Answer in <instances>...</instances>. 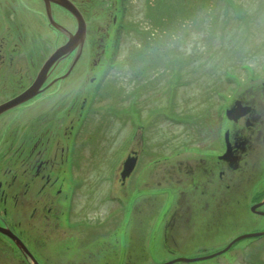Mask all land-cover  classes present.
Segmentation results:
<instances>
[{
    "label": "flooded vegetation",
    "instance_id": "af4514ba",
    "mask_svg": "<svg viewBox=\"0 0 264 264\" xmlns=\"http://www.w3.org/2000/svg\"><path fill=\"white\" fill-rule=\"evenodd\" d=\"M132 4L133 0H0V264H33L20 242L44 264L30 243H39L46 252V245L59 238L70 243L78 239L80 225L89 217V212H81L88 204L79 191L84 180L77 168L78 125L91 112L95 90L108 78V70L119 65V36L129 26ZM98 68L102 70L95 72ZM246 92L220 95L219 119L212 124L218 130L204 128L197 145H183L175 156L183 154L185 160L172 159L164 170L156 161L154 195L166 196L170 212L151 214L160 213L166 244L175 243V235L191 220L195 229L202 223L211 226L227 200L238 195L246 199L252 217L264 219L254 213H264V202L251 209L264 200V174L258 169L264 162V105L256 104L259 95ZM233 107L231 118L247 107L249 113L229 119L226 112ZM221 115L229 125L223 131ZM190 150H197L194 161ZM128 156L137 158L134 172L139 155L125 154L122 165ZM122 165L118 199L133 174L122 182ZM111 194L105 199L115 198ZM153 205L158 206L157 199ZM263 231L264 227L258 232Z\"/></svg>",
    "mask_w": 264,
    "mask_h": 264
},
{
    "label": "rangeland",
    "instance_id": "374dc122",
    "mask_svg": "<svg viewBox=\"0 0 264 264\" xmlns=\"http://www.w3.org/2000/svg\"><path fill=\"white\" fill-rule=\"evenodd\" d=\"M231 1L212 0L210 10L201 0L193 10L197 24L192 25L187 18L192 10L189 0H168L165 24L156 28L145 20L147 2L133 0L127 11L129 26L119 36V65L108 70V78L95 90L91 112L78 125L77 168L84 180L79 191L88 204L81 212H89V217L73 243L62 237L47 244L46 252L39 243H30L44 264H165L175 259L194 261L172 264H264V235L242 239L220 255L198 260L264 227V219L252 217L240 195L227 200L211 226L202 223L195 229L191 220L173 244L164 242L160 213L151 214L170 212L166 196L154 195L156 161L164 170L172 159L185 160L183 154L175 156L183 145H197L204 128L218 130L212 124L219 119L220 95L237 96L244 90L259 95L255 102L264 105V0ZM136 27L151 38L163 30L161 37L168 46L142 49L146 37L131 32ZM220 123L221 131L229 127L223 115ZM132 151L139 162L118 199L121 159ZM187 153L190 161L198 158L197 150ZM165 156L170 160H162ZM258 169L264 174V162ZM111 193L115 198L106 200Z\"/></svg>",
    "mask_w": 264,
    "mask_h": 264
},
{
    "label": "trees",
    "instance_id": "16d2710c",
    "mask_svg": "<svg viewBox=\"0 0 264 264\" xmlns=\"http://www.w3.org/2000/svg\"><path fill=\"white\" fill-rule=\"evenodd\" d=\"M156 1L157 2L152 3L151 0H144L145 3L147 2V8H146L144 17H145V20L152 23V26H154L156 28H160V27H163L165 24V22L163 21V13L168 8V0H156ZM200 1L201 0H189V4H190V6H192L191 7L192 10L190 11V13L187 14V18L191 19L192 25L197 24V22H196L197 18L195 16V12L193 10L195 7L198 6ZM203 1H204L205 8L212 10V8H213L212 3H211L212 0H203ZM226 1L233 3L231 0H226ZM153 6H155V13H156L155 15L153 12V9H154ZM154 16H156L155 20H154ZM209 21L212 22L211 20H209ZM203 22H205V21H203ZM154 24H156V25H154ZM162 31L160 30V35H158L157 37L151 38L152 36H150L149 33L142 32L140 30V28H138V27H136L134 30L133 29L131 30V32H134V34L136 36L140 35L142 37H146V39L143 41V46L141 47L144 50L151 49V48L152 49H157V48L165 49L168 46L169 42H167L166 39L161 37V36L165 35L164 33H162ZM151 35H153V34H151ZM206 40H208V38H206ZM208 52L209 51H206L205 54H207ZM187 59L189 61H191V60H193V57L192 56L187 57ZM176 65L177 64L175 63V66ZM172 68H173V65H172ZM229 83H231V82H229ZM221 96H223V95H221Z\"/></svg>",
    "mask_w": 264,
    "mask_h": 264
},
{
    "label": "water",
    "instance_id": "95a60500",
    "mask_svg": "<svg viewBox=\"0 0 264 264\" xmlns=\"http://www.w3.org/2000/svg\"><path fill=\"white\" fill-rule=\"evenodd\" d=\"M61 5H63L64 7L68 8V6H66L64 3H61ZM68 9H70V8H68ZM71 11L74 13L75 16H77V14H76V12L74 10L71 9ZM78 21H79L78 33H79V31L81 29V22H80L79 18H78ZM56 55H58V53ZM22 99H23V97L19 98L18 100L20 101ZM235 113H236V109L233 107L232 109H230L229 111L226 112V115H227V117L229 119H236V118L241 117L243 115H247L249 113V108L248 107L245 108L244 112L239 113L238 116H235L234 118H231V115H233V114L235 115ZM132 153L136 154V152H132ZM136 161H137L136 156H133V157L128 156L126 158V160L123 162V165H122L123 168H122V171L120 173V177H121L122 182H124L125 179L128 178L131 175V173L133 172V170H134V168L136 166ZM263 202H264V200L260 204L253 206L251 209L254 210V208L259 207ZM254 213H257L259 215H263L264 216V213H262V212H254ZM263 235H264V231L263 232H254V233L244 234V235L238 236L237 238L232 240L223 250H221V251H219V252H217L215 254H212L210 256L198 258V260L210 259L212 257L220 255V254L226 252L227 250H229V248L232 247L233 244H235L236 242H238V241H240L242 239L261 237ZM18 242H20V241L18 240ZM19 245L21 246V249L30 257L32 263L33 264H38L36 262V260L32 257L30 252L26 249V247L21 242L19 243ZM179 261H194V260L175 259V260H172V261H170L168 263H165V264H172V263L179 262Z\"/></svg>",
    "mask_w": 264,
    "mask_h": 264
}]
</instances>
